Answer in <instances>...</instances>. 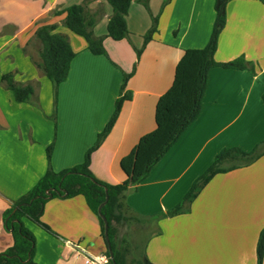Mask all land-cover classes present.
Here are the masks:
<instances>
[{
	"label": "crops",
	"instance_id": "obj_1",
	"mask_svg": "<svg viewBox=\"0 0 264 264\" xmlns=\"http://www.w3.org/2000/svg\"><path fill=\"white\" fill-rule=\"evenodd\" d=\"M84 1L0 0V253L14 244L4 212L46 174L48 147L54 146L50 164L56 172L82 164L115 112L125 74L136 66L126 88L133 97L124 103L91 165L103 182L126 181L121 161L156 129L157 103L172 87L179 61L185 50L206 47L216 19V0H148L149 9L143 0H134L127 16L130 37L107 38L106 54L94 55L83 38L64 26L65 15H54ZM89 8L103 11L94 33L107 35L112 7L107 0H91ZM155 17L158 32L138 59ZM46 24L57 25L76 52L69 77L58 89L56 121L52 83L36 65L40 44L35 32ZM241 56L249 62L246 70L210 71L199 118L127 193V204L145 219L135 228L146 237L140 261L258 264L264 155L216 174L187 213L159 217L182 203L223 150L252 152L264 143V5L257 0H231L227 6L215 59L229 62ZM11 72L16 82L34 85L32 102L17 103L7 90L2 78ZM43 221L57 235L26 220L36 237L37 264H109L100 220L84 196L49 201Z\"/></svg>",
	"mask_w": 264,
	"mask_h": 264
},
{
	"label": "trees",
	"instance_id": "obj_2",
	"mask_svg": "<svg viewBox=\"0 0 264 264\" xmlns=\"http://www.w3.org/2000/svg\"><path fill=\"white\" fill-rule=\"evenodd\" d=\"M90 1L86 0L82 4L56 11L54 15H65L64 26L75 35L83 38L92 54L105 55L104 42L107 38L121 41L130 37L127 16L134 0H107L113 9V14L109 19L107 35L101 37L95 35L94 28L103 16V11L93 12L89 8ZM230 1L216 0V19L206 47L185 50L177 65L172 87L160 97L157 103L156 129L143 136L133 151L121 161L122 169L127 175L125 182L119 185L103 182L96 178L91 165L93 154L114 128L124 103L130 101L133 97L132 92L127 91L126 88L129 79L136 71V66L131 73L125 74L122 94L117 100L115 112L105 129L98 135L95 145L86 153L82 164L56 172L50 164L54 146L52 144L48 147L49 167L46 174L31 191L16 200L4 212L5 227L7 231L11 232L14 244L7 251L0 253V264H37L35 261L36 237L26 226V220L38 225L52 235H57L43 221L47 203L54 199H70L80 195L85 197L89 207L100 220L102 235L107 244L109 264H151L147 259L139 262L130 261L128 250L121 247L118 242L119 227H129L132 224L142 226L145 223V219L134 212L127 204V193L131 188L137 187L146 179L152 168L199 118L202 113L210 71L216 67L231 70L248 69L249 62L245 56L229 62H218L215 59L220 35L226 27L227 6ZM257 1L264 5V0ZM142 2L149 9L148 0ZM158 20V17L153 19L152 28L144 36V46L142 49L137 50L138 59L145 46L158 32ZM57 30V25L46 24L39 27L35 32V40L40 44V62L36 65L52 83L54 90V113L52 117L55 121L57 118L58 89L62 83L67 81L72 62L76 57V52L68 36L57 32ZM2 81L5 83L7 90L12 92L17 103L32 102L35 96L34 85L16 82L15 74L12 72L5 74ZM263 155L264 143L258 145L252 152H246L240 148L223 150L206 173L194 183L182 203L168 214L159 217L187 213L189 205L216 174L231 171L240 166H248ZM102 204L104 205L99 210ZM103 217L107 219L109 224L110 247L106 239ZM111 251L114 254L113 258L111 257ZM263 260L264 230L260 235L258 244V264H263Z\"/></svg>",
	"mask_w": 264,
	"mask_h": 264
},
{
	"label": "rangeland",
	"instance_id": "obj_3",
	"mask_svg": "<svg viewBox=\"0 0 264 264\" xmlns=\"http://www.w3.org/2000/svg\"><path fill=\"white\" fill-rule=\"evenodd\" d=\"M138 226L139 225L134 224L129 225V227L132 229L127 228V226H122L120 227L118 233L119 244L121 245V247L128 250V256L130 255L131 258H135L134 262H139L141 260L140 254L143 250V245L146 238L145 232H142L141 229L135 231V228Z\"/></svg>",
	"mask_w": 264,
	"mask_h": 264
},
{
	"label": "water",
	"instance_id": "obj_4",
	"mask_svg": "<svg viewBox=\"0 0 264 264\" xmlns=\"http://www.w3.org/2000/svg\"><path fill=\"white\" fill-rule=\"evenodd\" d=\"M104 204H105V203H104ZM104 204H102V205L100 206V209H99V210H101V208L103 207ZM103 220H104V222H105V233H106L107 243H108V245H109V247H110L111 244H110L109 234H108L109 224H108V221H107V219H106L105 217H103ZM113 256H114V254H113V252L111 251V257L113 258Z\"/></svg>",
	"mask_w": 264,
	"mask_h": 264
}]
</instances>
